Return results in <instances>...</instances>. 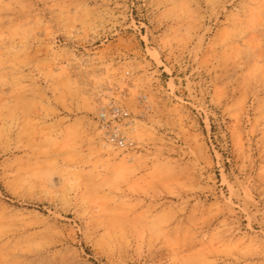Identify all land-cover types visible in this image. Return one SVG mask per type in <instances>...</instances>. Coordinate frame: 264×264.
Here are the masks:
<instances>
[{
	"label": "rangeland",
	"instance_id": "1",
	"mask_svg": "<svg viewBox=\"0 0 264 264\" xmlns=\"http://www.w3.org/2000/svg\"><path fill=\"white\" fill-rule=\"evenodd\" d=\"M0 264H264V0H0Z\"/></svg>",
	"mask_w": 264,
	"mask_h": 264
},
{
	"label": "built area",
	"instance_id": "2",
	"mask_svg": "<svg viewBox=\"0 0 264 264\" xmlns=\"http://www.w3.org/2000/svg\"><path fill=\"white\" fill-rule=\"evenodd\" d=\"M130 112L119 104L102 106L97 114L98 125L105 142L124 151L134 150L137 145L126 132L130 126Z\"/></svg>",
	"mask_w": 264,
	"mask_h": 264
},
{
	"label": "bare ground",
	"instance_id": "3",
	"mask_svg": "<svg viewBox=\"0 0 264 264\" xmlns=\"http://www.w3.org/2000/svg\"><path fill=\"white\" fill-rule=\"evenodd\" d=\"M127 131H128L130 134L133 132V130H132L130 127H128ZM127 131H126V132H127ZM103 144H105L107 148L113 149V147H112L111 145L107 144V143L105 142V140H104Z\"/></svg>",
	"mask_w": 264,
	"mask_h": 264
}]
</instances>
